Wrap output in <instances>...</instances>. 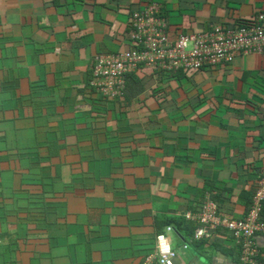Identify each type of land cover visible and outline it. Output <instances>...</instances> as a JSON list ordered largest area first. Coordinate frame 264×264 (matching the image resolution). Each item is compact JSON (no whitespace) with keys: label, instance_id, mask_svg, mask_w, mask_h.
I'll return each instance as SVG.
<instances>
[{"label":"crops","instance_id":"0c3cea01","mask_svg":"<svg viewBox=\"0 0 264 264\" xmlns=\"http://www.w3.org/2000/svg\"><path fill=\"white\" fill-rule=\"evenodd\" d=\"M152 7L175 42L251 22L264 0H0V264H142L158 234L174 264H242L229 231L194 241L188 215L210 197L241 220L253 203L264 51L196 72L138 64L103 98L95 57L137 50L130 25Z\"/></svg>","mask_w":264,"mask_h":264},{"label":"built area","instance_id":"2783aa9c","mask_svg":"<svg viewBox=\"0 0 264 264\" xmlns=\"http://www.w3.org/2000/svg\"><path fill=\"white\" fill-rule=\"evenodd\" d=\"M152 7L134 16L130 37L138 50H127L116 54L95 57L90 86L105 98L122 91L127 75L135 71L138 64L159 67L166 71L178 69L196 72L207 67L229 64L237 56L264 51V13L251 22L240 25H215L210 30L196 34L180 35L175 42L167 38L163 20L153 16ZM152 24V25H149ZM196 224L193 239L210 240L219 227L230 232L240 248L242 264H264V251L258 238L264 237V177L260 182L246 218L230 220L218 215L217 204L210 199L198 212L188 215ZM166 246V250H165ZM184 249L188 245H183ZM176 253L165 234L155 238V253L142 264H174Z\"/></svg>","mask_w":264,"mask_h":264},{"label":"clouds","instance_id":"9594fccd","mask_svg":"<svg viewBox=\"0 0 264 264\" xmlns=\"http://www.w3.org/2000/svg\"><path fill=\"white\" fill-rule=\"evenodd\" d=\"M213 27V26H212ZM211 27V28H212ZM167 28H168V25H167V27H166V34H167V38H168V33H167ZM210 30V29H209ZM203 32V31H202ZM168 40H169V38H168ZM171 42V41H170ZM137 49H140V47H137ZM93 66H94V64H93ZM93 66H92V70H93ZM159 68V67H158ZM161 69V68H160ZM205 69H207V68H205ZM204 70V69H203ZM200 71H202V70H200ZM128 76V75H127ZM92 79V78H91ZM90 79V80H91ZM90 80H89V86H90ZM90 88H92L91 86H90ZM96 93H97V91L94 89V88H92ZM101 96V95H100ZM103 98H105V97H103ZM106 99V98H105Z\"/></svg>","mask_w":264,"mask_h":264},{"label":"trees","instance_id":"16d2710c","mask_svg":"<svg viewBox=\"0 0 264 264\" xmlns=\"http://www.w3.org/2000/svg\"><path fill=\"white\" fill-rule=\"evenodd\" d=\"M153 13V15H155V16H158V14H157V12H152ZM161 15V14H160ZM225 26H227V25H225ZM179 70H182V69H178L177 71H179ZM196 212H198V210L196 211ZM194 235V234H193ZM193 235H192V238H193ZM194 240V239H193Z\"/></svg>","mask_w":264,"mask_h":264},{"label":"snow or ice","instance_id":"6c2138e0","mask_svg":"<svg viewBox=\"0 0 264 264\" xmlns=\"http://www.w3.org/2000/svg\"><path fill=\"white\" fill-rule=\"evenodd\" d=\"M167 248H166V246H165V250H166Z\"/></svg>","mask_w":264,"mask_h":264},{"label":"rangeland","instance_id":"374dc122","mask_svg":"<svg viewBox=\"0 0 264 264\" xmlns=\"http://www.w3.org/2000/svg\"><path fill=\"white\" fill-rule=\"evenodd\" d=\"M53 132H54V131H53ZM53 132H52V133H53Z\"/></svg>","mask_w":264,"mask_h":264}]
</instances>
